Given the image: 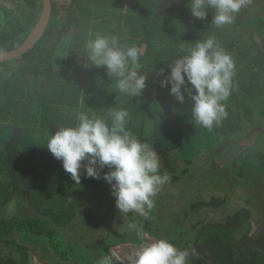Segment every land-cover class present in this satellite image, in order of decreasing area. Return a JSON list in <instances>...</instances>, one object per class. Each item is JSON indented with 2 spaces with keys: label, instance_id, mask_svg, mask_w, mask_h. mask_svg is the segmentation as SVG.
<instances>
[{
  "label": "trees",
  "instance_id": "16d2710c",
  "mask_svg": "<svg viewBox=\"0 0 264 264\" xmlns=\"http://www.w3.org/2000/svg\"><path fill=\"white\" fill-rule=\"evenodd\" d=\"M3 1L0 50H10L35 27L44 1ZM213 17L212 9L205 19L194 17L189 0H70L66 9L53 0L51 21L38 43L22 57L0 62V264H32L30 246L54 253L60 263L99 264L113 245L144 244L147 234L157 236L166 229L171 233L161 224H170L172 218L183 224L181 211L167 216L165 211L162 216L153 208L150 219L129 215V223L143 228L142 238L128 229V223L114 230L122 237L117 235L116 243L105 250V237L93 225L86 237H97V241L83 245L64 238L63 250L58 243L61 229L74 228L79 221L89 224L105 219L111 185L103 174L109 169L101 170L100 179L89 178L82 170L81 182L76 184L46 144L58 127L77 123L80 111L110 120V109H126L127 128L154 147L167 167H160V173L169 174V182L175 184L189 175L197 159L238 134L243 125L255 120L264 125V0H250L230 25L217 27ZM71 29L67 48L59 56L65 31ZM96 32L117 35L121 45L142 49L140 62L147 80L139 97L119 93L106 67L86 65L84 43L89 33ZM209 37L235 62L233 88L225 102L228 117L211 131L192 119L193 101L187 92L181 103L171 94V84H161L174 60L187 55L197 40ZM238 160L229 164L238 167L237 174L244 175L248 168L264 173V150L241 154ZM101 197L104 203L99 202ZM13 200L17 212L8 215L7 205ZM224 202L213 196L189 204L195 210ZM92 206L104 212L88 217ZM252 218L251 209L241 208L224 222L203 224L195 238L199 254L191 255L188 264H264V230L251 236L247 224ZM179 236L173 243L180 245Z\"/></svg>",
  "mask_w": 264,
  "mask_h": 264
},
{
  "label": "clouds",
  "instance_id": "9594fccd",
  "mask_svg": "<svg viewBox=\"0 0 264 264\" xmlns=\"http://www.w3.org/2000/svg\"><path fill=\"white\" fill-rule=\"evenodd\" d=\"M250 0H189L194 17L207 18L214 10L212 23L217 27L230 25ZM198 42L188 54L169 65L170 72L161 81L171 84L170 92L183 103L185 92L191 97L192 119L211 131L228 117L226 101L231 95L235 62L232 56L217 43L214 37ZM83 54L87 66L106 67L109 78H115L116 90L129 97H139L146 87L147 75L142 72V49L135 45H121L114 34L89 33ZM165 69H160L163 74ZM190 85V87H189ZM183 86V90H182ZM194 90V91H193ZM109 119L80 111L77 123L58 127L46 146L52 155L62 161L64 170L76 184L81 172L89 178L100 179L101 170H109L103 179L112 187L116 207L122 215L139 214L150 219L155 206L154 198L171 177L160 173V157L154 147L140 141L128 128L129 112L112 108ZM15 210V201L7 205L9 214ZM141 238L143 228L128 224ZM190 252L161 238L143 246L133 264H188ZM120 257L114 252L100 259L99 264H114Z\"/></svg>",
  "mask_w": 264,
  "mask_h": 264
},
{
  "label": "rangeland",
  "instance_id": "374dc122",
  "mask_svg": "<svg viewBox=\"0 0 264 264\" xmlns=\"http://www.w3.org/2000/svg\"><path fill=\"white\" fill-rule=\"evenodd\" d=\"M55 1L62 9H66L70 4V0ZM1 2L4 1L0 0V3ZM72 13L75 12L73 11ZM251 14L255 15L256 13L252 12ZM65 34L66 37L59 45V56L63 55V52L67 48V42L73 34V30H67ZM21 62L22 61H20V63ZM258 150H264V125L259 120H255L254 123L249 126L243 125L238 134L231 139L222 140V143L217 149L206 152L201 158L197 159L192 171L182 181L175 184L170 182L165 184L154 198V208L158 210L159 214L162 216L165 215V211L167 216L168 213H172L175 210L181 211L185 215L183 224H178L177 220L174 218H172L170 224H161V228L164 230L167 227L171 228L173 230L171 233L167 232L166 229L164 232L161 230L158 231L157 236L147 234L148 241L144 244L120 243V245H113L116 243L118 235L114 230L127 225L130 222V214L141 220H143V217L136 213L122 215L116 207V198L112 194V187L108 186L107 190L109 196L106 207L109 211L105 214L100 213L104 214L103 217L105 219H103V221H88L89 224H82L79 221L74 228L61 229L63 237L60 236L58 243L62 245L61 248L63 250H66V241L64 238L66 240L76 239L77 242L83 245L91 242L94 243L97 241V237L91 238V235H87L89 237H86V233L88 231L87 229L95 225L94 228L97 230L99 229L97 231L99 232L98 235L105 237L102 242L105 250L113 245L109 253L114 252L120 257V261H114V264H128L134 262L136 253L143 246L161 238H166L173 243V238H176L182 233L181 236L178 237L180 245L176 243L173 244L181 248L186 242L187 244L183 249L188 250L190 254L194 256L199 254L195 245V238L201 226L203 224L224 222L227 217L234 216L241 208L251 209L253 218L251 224H247V228L249 234L255 236L264 230V173L261 172V170L252 171L248 168L244 175H240L237 174L238 167L235 165L229 166V164L233 161H237L241 154L245 155L251 153L255 155ZM160 161L161 167L164 166L167 168L165 166V161ZM172 162L176 161L172 160ZM238 162L240 161L238 160ZM180 166L181 169L183 167L182 163H180ZM213 196L219 197L222 200L224 199V204L219 207H200L195 210L190 207V200H210ZM99 202L104 203L105 199L101 197ZM101 207H103V205H101ZM100 209L92 206L90 208L91 213H88L87 216L90 217L93 214H97L99 211L104 212V209ZM16 212L17 208L15 207L14 212L11 214L8 212L7 214L12 215ZM110 212H113L115 215ZM26 214L30 215L31 212L27 211ZM100 229L102 230L100 231ZM120 235L121 234L118 236ZM102 253L101 251L100 254ZM77 254H74V256H80V254ZM54 258V253L46 251L42 253L39 247L30 246V262L32 264H64L54 260ZM80 258L82 260L83 256Z\"/></svg>",
  "mask_w": 264,
  "mask_h": 264
},
{
  "label": "water",
  "instance_id": "95a60500",
  "mask_svg": "<svg viewBox=\"0 0 264 264\" xmlns=\"http://www.w3.org/2000/svg\"><path fill=\"white\" fill-rule=\"evenodd\" d=\"M43 1L42 15L35 27L18 47L10 50H0V62L22 57L25 53L30 51L44 35L52 18L53 0Z\"/></svg>",
  "mask_w": 264,
  "mask_h": 264
}]
</instances>
